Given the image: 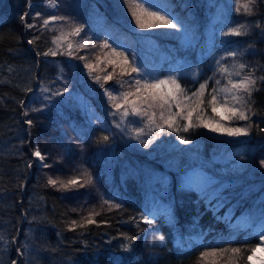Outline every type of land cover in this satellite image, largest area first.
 <instances>
[{"label": "trees", "instance_id": "1", "mask_svg": "<svg viewBox=\"0 0 264 264\" xmlns=\"http://www.w3.org/2000/svg\"><path fill=\"white\" fill-rule=\"evenodd\" d=\"M32 1L36 5L29 13L27 0H0V264H199L202 252L232 248L242 251L231 255V264H247L248 249L260 242L259 232L247 225L226 224L215 216L208 197L183 183V169L166 163L175 133L167 127L163 132L154 130L146 119L132 114L123 130L113 121L116 109L112 104L117 101L110 102L105 89L113 96L129 91L118 81L130 80L136 74L121 77L114 71L111 80L97 82L93 77L104 78L106 73L100 76L95 69L88 73L90 69L80 59L87 53L98 63L89 48L74 50L72 57L63 50L56 56L37 55L54 48L48 40L58 32L54 25L44 28L43 21L33 23L40 9L37 4L44 0ZM59 2L60 8L51 16L69 17L85 32L96 23L98 13L97 23L104 20V29L112 37L101 33L104 37L96 38H107L112 47L122 48L130 61H135V56L140 58L144 40L111 4L107 5L108 0ZM162 2L168 4L170 17L192 35L195 43L185 47L178 39L151 32L148 36L158 52L156 57L166 55L170 64L180 60L188 71L198 73V89L205 81L209 91L217 87L218 60L230 70L234 64L243 63L255 68L257 76L264 75V30L255 26H264V0H259L253 16L237 13V0ZM25 13L29 14L22 21ZM27 23L35 27L28 28ZM241 23L249 26L247 35H223ZM213 36L218 38L215 46L210 40ZM33 39L36 42L29 44ZM94 49L100 55L110 50ZM230 52H237V57L221 59ZM68 57L73 62L76 58L75 66L67 63ZM64 87L69 91L63 96L52 95ZM29 88L31 91L26 90ZM257 88L252 96L256 115L251 117L252 129L244 140L228 143L207 135L202 128L188 138L197 143L209 137L208 150L203 151L207 166L223 168V161L241 157L247 162V171L228 177L235 182L226 191L225 210L234 209V217L247 214L255 224L264 218V167L260 164L264 160V132L260 131L264 128V82H258ZM28 120L33 123L29 125ZM105 135L107 142L101 139ZM36 149L51 167L41 166L33 155ZM73 157L79 158L91 177L88 189L71 194L48 185L46 173L60 170L56 163L62 159L70 162ZM86 190L97 197L100 215L94 218L98 223L70 231L75 215L69 207L73 202L69 195ZM154 198L160 210L149 224L141 217L150 216ZM104 200L114 207L103 205ZM125 236L134 240L131 251L122 247L129 243ZM213 260L219 264L217 258L204 264Z\"/></svg>", "mask_w": 264, "mask_h": 264}, {"label": "snow or ice", "instance_id": "2", "mask_svg": "<svg viewBox=\"0 0 264 264\" xmlns=\"http://www.w3.org/2000/svg\"><path fill=\"white\" fill-rule=\"evenodd\" d=\"M131 12L133 19L135 20L136 25L142 29H157V28H167L174 29L176 31H181L182 27L178 22H174L173 18H170L169 15L165 14L160 10H152L151 7H146L145 3L140 2V0H123ZM259 0H237L236 12L241 13L246 16H253L255 14V8L258 5ZM48 6L55 9L58 7L57 0H48ZM40 14L37 13V16ZM27 13L22 15L21 20L26 21ZM51 22H62L67 24L70 28L68 33L60 32V34L53 38L52 43L57 45V48H50L48 51L43 53H37V55L43 56H56L58 54L57 49L61 48L62 45L60 41H63L66 36L79 37L83 31L82 25H76L71 18L66 16H51L50 18L43 19V27L47 28ZM257 28L264 30V26L260 24L255 25ZM26 27L32 28L35 25L26 24ZM249 26L247 24L241 23L235 27L230 28L228 31L223 32L225 37L228 36H245L248 34ZM35 39L29 40V44H34ZM91 44V47H97L95 43L91 42L90 38H85L82 41H77L75 46L77 49L88 48ZM74 44L72 41H68L66 48L64 49V54L72 57L74 56L73 52ZM101 48L111 49L109 55L115 56L119 59L110 60L109 63L115 64L120 68V75L123 76H132L136 74L130 80L120 79L118 83L121 88L127 86L129 91L121 92L118 96H113V93L108 89H105V93L109 98V101H117L112 104V107L116 109V112H113L112 115L115 116L117 113L120 116L121 121H123L130 114L137 116H146L148 123L154 125V130H159L163 132V129L167 127L170 131L180 132L181 129L184 132H188L191 128H207L212 132H221L226 134L229 137H242L248 136L252 129L251 117L256 115V112L253 110V100L252 96L255 91H259L257 88L258 82H264V75L257 76L255 68H248L247 65L243 63L234 64L230 70L229 67L221 63L220 60L217 61L216 71L226 80V83L221 84L220 79H215V84L217 87L208 90V82L205 81L201 83L199 89L193 91L191 95L188 94V90L185 89L178 77L169 76L164 79H144L141 74V69L135 64L134 59L129 60L128 56L124 52H118L116 48L112 47L107 40L104 41ZM237 52H230L226 57L221 59H227L231 57L235 59L237 57ZM82 60H86V57H80ZM85 67L91 69L93 65L91 63H85ZM248 69V71H244ZM114 73H109L104 77V80H111ZM198 77V73L196 74ZM239 77V79H233V77ZM97 82H99V77H93ZM31 91V89H26ZM48 91V89H44ZM69 89L64 87L62 90H57L52 93L54 96H63ZM207 93V97H205ZM130 97H135V99L130 100ZM140 102L141 105L147 104V108L144 109L141 106H138L137 102ZM129 105L130 107H126ZM152 108H159V120L157 123L155 111H149ZM175 108L177 111H173ZM211 109V113L219 116L220 119H215V116H207V109ZM123 109V110H121ZM34 111H39V109H33ZM167 113V115H165ZM198 113L195 117V122L193 121V114ZM27 115V111L24 113ZM180 121H186V123H179ZM245 121L246 123L240 125L238 123H232L229 126H226L222 121ZM27 123L31 125L33 122L28 120ZM120 124H117L119 127ZM264 132V128L260 129ZM140 132H143V129H140ZM139 135V133H138ZM104 142L109 140L107 135L101 138ZM181 143L189 144L191 143L190 139H186L183 136L179 137ZM151 143V141H148ZM148 143L145 144V147L148 146ZM33 155L37 157L40 161V164L44 168L51 167L50 164L44 163L46 157L41 154L39 149H36L33 152ZM262 167H264V160L260 161ZM31 167V164H29ZM85 177V182L81 183V178L72 177L68 180H60L59 178L53 179L48 177V185L52 187H57L58 190L70 191L77 188H83L86 184H91L92 180L90 175L85 171L81 174ZM103 205H108L109 209L114 207L109 201L104 200ZM115 207H119L115 205ZM100 215L99 212L95 210L89 212L85 217H82L79 221L72 220L69 225L70 231H76L77 228H84L86 225L97 224L98 222L94 218L95 216ZM146 223H153L152 220L148 217H141ZM124 239L128 240V244L122 245L125 251H131V244L134 243L132 237L125 236ZM163 236L160 237L162 241ZM259 239L261 243L257 246H254L248 251L249 255L246 257L247 262L253 261V259H259L261 264H264V258L256 256L257 252H264V231L261 232ZM242 251L241 248H232V249H212L210 251L202 252L199 259L204 260L207 257H222L224 253L231 252L233 255L238 254ZM15 264V262H13ZM119 264V261L116 262ZM212 264H216V261L213 260Z\"/></svg>", "mask_w": 264, "mask_h": 264}, {"label": "rangeland", "instance_id": "3", "mask_svg": "<svg viewBox=\"0 0 264 264\" xmlns=\"http://www.w3.org/2000/svg\"><path fill=\"white\" fill-rule=\"evenodd\" d=\"M27 1H28V10H29V13H31L33 11V9L35 8L36 4L32 0H27ZM162 1H164V0H140V2L145 3L146 7H151L152 10L163 11L165 14L169 15V17H170L169 6L166 2H162ZM57 3H58V7L55 9L48 6V0L42 1L41 4H37V8L38 7L40 8V9H38L40 15L36 16V21L33 23L37 25V21L42 22L43 19L50 18L51 14L60 8L61 4H60L59 0H57ZM110 4H111V7H113L116 10V12L118 14H120V16H122L125 20H127V22L132 24V26H131L132 30L138 31L139 35H141V37H142L141 39L144 40V46L142 47V49H140V51H141L140 58L135 56V62L138 58L137 65L141 69V74H142L144 79H147V80H152V79H156V78L164 79V78H167L169 76H176V77H178L181 85L185 89L188 90L189 95H191V93L193 91H196L198 89L197 85H196L197 78H198L197 75H194L192 72L188 71L185 64L180 60H178L176 62H172L170 64V63H167L168 62V56L164 55L161 57V54H160L159 56L156 57V53H158V52H156L157 50L154 46L153 39L151 38V36H148L149 33L155 32V33H157L163 37H172V38L178 39L184 43L185 47H189V46H192L193 43H195L192 39V35L189 32H187L186 30L184 31L183 28L181 31H176L174 29H167V28L142 30L136 25L135 20L133 19L131 12L129 11L128 6L126 4H124L123 0H108L107 5H110ZM44 12H45V14H44ZM28 14H27V16H28ZM97 16H98V18L95 17L96 23L91 25L92 29L90 28L89 30H85V32L83 30L79 37L66 36L63 41H60V44L62 45V47L58 48L57 51H59V50L64 51L68 41L73 42V44H74L73 51L74 50H76V51L84 50V49H77L75 44L77 41H82L85 38H90L92 43L95 41L94 43L97 45V47L101 48L100 45H102L104 43V41H100L96 37H101V36H103L102 34H104L111 39L112 34L108 30L104 29V20H100V22L97 23V21L100 19V15L97 13ZM56 23H58V22H51L50 25L48 26V27H50V26L54 25L53 28L57 29L58 33L55 36H58L61 31L64 33H68L70 31L67 28V26L63 25L64 23L58 24V25ZM220 33H222V32H220ZM145 34H147V35L144 37ZM51 39H52V37H51ZM51 39L48 40L50 47H51V42H52ZM217 39L214 36H213V38L210 39L212 46L216 45ZM106 40L108 41L107 38H106ZM53 45H54V49H56L57 45L56 44H53ZM88 48L90 50H94L93 56L96 55L98 63H100L101 60H103L101 65H99L98 63L96 64V63H94L95 61H92V59H89L90 55L86 53V56H85L86 60H84L85 63H91L93 65V67L90 70H87L88 73L92 74L94 69L98 70L96 72V74H99L100 76L104 75L103 73H106V75H108L109 73H113L114 71L115 72L118 71V73H120V68L118 66H116L115 64L109 63L110 60L119 59L115 56L109 55V53L111 52V49L109 51H106V53L104 55H100V54H97V52H95V51H99V50H95L94 47H91V44L89 45ZM118 49L119 50L116 49L118 52H124L125 55L128 56L127 52L124 51L122 48H118ZM73 59H74V62L70 57H68L67 63H70V65H72V66L74 63V66H75L76 65L75 64L76 58L73 57ZM219 78L221 80L222 85L224 83H226V80L223 77L220 76ZM100 79L102 80L104 78L101 77ZM233 79H239V77L234 76ZM119 94H117L116 96H118ZM137 104H138V106H141L144 109L147 108V104L141 105L139 101L137 102ZM127 107H130V106H127ZM121 110H123V109H121ZM149 111H155L157 113L156 121H157V123H159L160 122V120H159V111H160L159 108H152V109H149ZM173 111H177V110L175 108H173ZM113 112H116V110ZM197 114L198 113L193 114V121L194 122H195V117ZM209 115L215 116V119H217V120L220 119L219 116H216L215 114L211 113L210 108L207 109L205 119H207V116H209ZM114 117H115V119H114ZM137 117H140L142 119H146L145 121L149 127L150 126H152L153 128L155 127L154 125L148 123V119L146 116H137L136 115L135 118H137ZM126 119H127V117L123 121H121L118 113H117V115L113 116V121L117 122V124H120V126L118 128H121L122 130L125 127L124 122H126ZM178 122L179 123H186V121H180L179 118H178ZM222 123L225 124L226 126H229L232 123H238L240 125H243L244 121H239V122L231 121L230 122V121L225 120V121H222ZM197 129L198 128H191V129H189L188 132H184L182 129L180 132L173 131L175 133V138L173 139V142L168 147V153L165 155L166 163L173 168L183 169V173H184V175H183V181L184 182L183 183H187V185L194 188L196 190V192H198L201 195H206L208 197L209 203H210V206L212 207V209H218L219 210L218 212L215 213V216H217L218 218H222V220H224V222H226V224H229V223L234 224L235 223L236 224L235 227L241 226V225L242 226L247 225V227L254 228L256 231H258L259 235H260L261 232L264 231V226H262L264 223V218L261 220V222H259L258 224L257 223L255 224L252 221V219L249 217V215H247V214H243V215H239L238 217H234V209L229 207L227 210H225V205L227 202V199H226L227 198V196H226L227 192L226 191H227L228 187L231 186V184L233 182H235V180L233 178L230 179L228 177L233 176L234 175L233 172L237 173V172L247 171L248 170L247 162H245L243 157H241V158L232 160L230 162L223 161V165L225 166L223 168L215 167V166L213 167L212 164H211V166H207L208 162L206 163V159H204V157H203V154H204L203 151L208 150V144L211 142V140L208 139L209 137L205 136L201 139L200 142L189 143V144L181 143V141L179 139L180 136H183L186 139L190 138V135L193 134V131H196ZM202 129L204 130V132L208 133L207 135H213V136L219 137V138L223 139V141H226L228 143H232V142H236L238 140H244L245 139L244 138L245 136L229 137L226 134H223L221 132H212L207 128H202ZM176 134L178 137L176 136ZM78 159L79 158H77V157H73L70 159V162L63 161V159L61 161L59 160L60 163L57 164L58 163L57 162L56 166L59 167L60 170L48 171L46 173L47 178L48 177H52L53 179L59 178L60 180L66 181L72 177H78L79 176L81 178V183H84L85 177H83L81 174L83 172H85V170H84V167L81 166V162ZM213 171H215V172H213ZM226 173H229V176L224 175ZM57 186L59 187V185H57ZM88 187L89 186L86 185L83 188L88 189ZM83 188H77V189L65 191V192L72 194L76 190H80ZM69 197H71L73 199V202L69 201L70 202L69 207L75 215L74 220L79 221L82 217L87 216L89 214V212H91L93 210H95L97 212L100 208L96 202L97 197L95 198L94 193L91 190L90 191L86 190L85 192H82L81 194H77V195H69ZM155 198L153 199V204L151 207V210H152L151 214L148 217V219H150L152 221L154 220L153 219L154 215L157 214L158 210H160L159 205L156 204L157 202H156ZM260 243H261V241L259 242V244ZM231 255H233L231 252H226V253H224V255L222 257H220V256H218V257H207L204 260H199L198 263L204 264L208 261H211L212 259L217 258V261H219V264H231L232 263L231 259L233 258V256H231ZM247 264H250V262H248Z\"/></svg>", "mask_w": 264, "mask_h": 264}, {"label": "bare ground", "instance_id": "4", "mask_svg": "<svg viewBox=\"0 0 264 264\" xmlns=\"http://www.w3.org/2000/svg\"><path fill=\"white\" fill-rule=\"evenodd\" d=\"M257 257L264 258V252H257L256 253ZM250 264H261L259 259H253V261L250 262Z\"/></svg>", "mask_w": 264, "mask_h": 264}]
</instances>
